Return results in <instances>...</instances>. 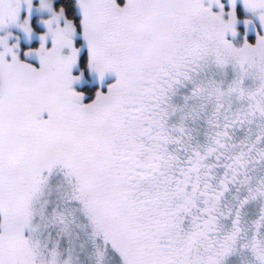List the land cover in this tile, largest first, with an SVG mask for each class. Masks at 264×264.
<instances>
[{
  "label": "snow or ice",
  "instance_id": "6c2138e0",
  "mask_svg": "<svg viewBox=\"0 0 264 264\" xmlns=\"http://www.w3.org/2000/svg\"><path fill=\"white\" fill-rule=\"evenodd\" d=\"M228 3L39 0V65L0 34V264H264V32L236 43ZM33 7L0 0V29ZM85 43L118 76L90 101Z\"/></svg>",
  "mask_w": 264,
  "mask_h": 264
},
{
  "label": "rangeland",
  "instance_id": "374dc122",
  "mask_svg": "<svg viewBox=\"0 0 264 264\" xmlns=\"http://www.w3.org/2000/svg\"><path fill=\"white\" fill-rule=\"evenodd\" d=\"M76 6H77V12L79 18L82 15V11L79 7L78 0H75ZM208 2V0H206ZM226 7H229L228 0H224ZM39 4V0H34V7L32 9V15H31V22L34 28L33 33L31 34V37L22 29L19 27V25L13 24L8 26L5 29H0V34H4L7 31H11L14 35L12 37V42H15L16 40H19L20 44V51L23 58L28 59L30 62L35 63L39 65V59L36 55H33L31 57L24 56V51L29 48H36L41 43L40 33L46 30V26L43 23V19L47 18L49 13L45 11H41L38 7L35 5ZM241 7L242 13L244 14V17L250 16L251 13H249L245 7L241 3L238 4V7ZM214 8L216 10H219L218 5H214ZM239 11V9H238ZM239 14V13H238ZM28 15L27 11V5L25 4L22 9V19L26 18ZM240 16V15H239ZM244 17L240 16V23L238 25L239 31L237 34L233 37L230 35V38L234 39V41L238 44H241L244 42L245 35H247V38L250 40L251 36H255V39L257 37V28L260 29L261 32H264V24H261V22L256 19L255 23L251 25H246L244 22ZM78 43H83L82 37H78ZM86 54L87 58V45L85 43L84 49L82 50V55ZM81 66H77L74 71L76 73H79L81 70ZM118 76L114 72H108L105 74V77L103 80H101L99 73L94 72L91 70L90 67H88V64L86 63V68L84 69L83 78L80 81H77L74 86H83V85H89V86H95L97 85L98 88H105V91L108 90V86L113 83Z\"/></svg>",
  "mask_w": 264,
  "mask_h": 264
},
{
  "label": "trees",
  "instance_id": "16d2710c",
  "mask_svg": "<svg viewBox=\"0 0 264 264\" xmlns=\"http://www.w3.org/2000/svg\"><path fill=\"white\" fill-rule=\"evenodd\" d=\"M57 6H59L60 4H65L66 8H67V12L70 16H75L77 20H79V16H78V12H77V6H76V2L75 0H56ZM239 11V15L241 17H244V14L242 13L241 7H238ZM250 40L254 41L255 40V36H251ZM86 63H87V58H86V54L81 56V62H80V66L85 69L86 68ZM78 90L84 91L86 92V96H85V101H90L92 100L97 92L98 86H89V85H83V86H75ZM105 90V88H104Z\"/></svg>",
  "mask_w": 264,
  "mask_h": 264
}]
</instances>
